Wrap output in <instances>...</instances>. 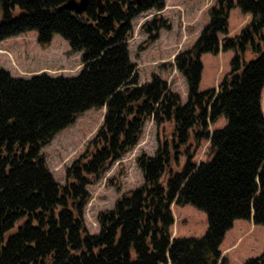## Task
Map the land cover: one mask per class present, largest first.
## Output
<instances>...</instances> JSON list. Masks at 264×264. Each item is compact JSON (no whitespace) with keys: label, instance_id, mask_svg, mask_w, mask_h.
<instances>
[{"label":"trees","instance_id":"16d2710c","mask_svg":"<svg viewBox=\"0 0 264 264\" xmlns=\"http://www.w3.org/2000/svg\"><path fill=\"white\" fill-rule=\"evenodd\" d=\"M64 1L0 0V41L36 29L46 45L60 33L82 59L74 75L24 77L0 67V264H226L220 245L234 220L264 224V0L210 7L209 21L172 62L187 83L185 102L158 73L140 83L130 56L133 19L166 0H103L101 14L97 0L83 13ZM235 7L251 19L229 35ZM169 25L161 16L145 21L147 41ZM229 49L230 69L218 87L201 90L202 54ZM102 106V124L60 183L43 146L80 113ZM220 116L225 123L210 130ZM150 118H173L178 141L137 157L143 182L101 210L99 230L90 231L88 184L138 143ZM191 133L197 146L209 139L205 160H193L191 143L180 149ZM181 153L186 160L173 169ZM173 203L205 210V233L172 236ZM242 264H264V251Z\"/></svg>","mask_w":264,"mask_h":264},{"label":"rangeland","instance_id":"374dc122","mask_svg":"<svg viewBox=\"0 0 264 264\" xmlns=\"http://www.w3.org/2000/svg\"><path fill=\"white\" fill-rule=\"evenodd\" d=\"M216 1L166 0L163 9H150L133 19V31L128 43L140 83L150 80L153 73H158L167 80L171 89L181 94L182 101H186L185 77L172 65V62L179 50L193 44L209 21V9L216 4ZM155 16L165 18L170 25L160 29L158 38L147 41L149 33L142 28V24ZM250 19L251 14L243 12L239 7L231 9L228 34L234 35L239 32ZM219 36L222 38L224 34L220 33ZM229 54L233 55L231 49L219 55L211 52L203 55L206 68L200 81L201 90L218 87L221 78L230 69ZM0 67L8 69L15 76L24 77L41 72L51 75H74L80 71L82 59L81 52L72 50L69 41L60 33H54L51 41L42 45L37 39V30L31 29L0 41ZM261 102L264 112V89ZM105 110L106 106L86 109L73 123L57 132L51 141L43 146L47 164L60 183L66 181V167L84 152L89 140L102 124ZM224 123V116H220L215 122L210 123L209 128L213 130ZM174 128L173 118L161 119L159 122L152 118L148 119L138 143L121 159L114 162L101 178L88 184L91 197L85 207L84 215L90 231L99 230L97 215L101 210L113 207L116 199L123 192L143 182V171L137 162V157L142 153L153 155L165 140H168L169 144L178 141ZM189 144L190 151L194 152V161L199 162L207 158L209 139H202L197 146L191 133L187 143L179 146L182 152ZM178 160L179 163L172 164L173 169L182 168L186 154L181 153ZM167 175L168 173L163 174L162 179ZM172 210L174 214L172 236H201L207 230L208 220L205 210L192 204L176 203L172 204ZM242 220L248 222L249 219L242 218ZM246 228H242L236 235L232 233L227 240L228 244L236 243L227 256L224 254L228 259L226 264H242L248 257L264 251V224L251 223L247 231Z\"/></svg>","mask_w":264,"mask_h":264},{"label":"crops","instance_id":"0c3cea01","mask_svg":"<svg viewBox=\"0 0 264 264\" xmlns=\"http://www.w3.org/2000/svg\"><path fill=\"white\" fill-rule=\"evenodd\" d=\"M230 14H231V11H230ZM230 16V15H229ZM227 51L228 50H225V51H219L218 53H217V55H219V54H223V53H227ZM233 51V50H232ZM206 53V52H205ZM205 53H203L202 54V60H203V55L205 54ZM207 53H209V52H207ZM214 54V53H213ZM232 54V53H231ZM231 54H229V60H230V56H231ZM208 57V56H207ZM232 57V56H231ZM205 68H206V66H205V62H204V60H203V70H202V76H201V81H202V77H203V72H204V70H205ZM244 219V218H243ZM250 222V223H249ZM253 224L254 222L252 221V219H249L248 220V222L246 221V220H242V218H237V219H235L234 220V222H233V225H232V227L230 228V229H228L227 231H226V233H225V236H224V239H223V241L221 242V245H220V247H221V249H222V252H223V254H225L226 256H227V253H229V251H230V249H232L233 247V245L236 243H232V244H228V242H227V240L229 239V237H230V235H232V233H233V235H236V233H238L240 230H242V228H244V227H247L246 228V231L248 230V228H249V226H250V224ZM255 224V223H254ZM256 228V227H255ZM233 231V232H232ZM245 231V232H246ZM238 238V237H237ZM240 238V237H239Z\"/></svg>","mask_w":264,"mask_h":264},{"label":"water","instance_id":"95a60500","mask_svg":"<svg viewBox=\"0 0 264 264\" xmlns=\"http://www.w3.org/2000/svg\"><path fill=\"white\" fill-rule=\"evenodd\" d=\"M135 1L139 2L140 0H135ZM88 2L89 0H65L61 4V6L72 9L78 13H83L86 11ZM97 3H98V11L101 14L104 10V2L103 0H97Z\"/></svg>","mask_w":264,"mask_h":264}]
</instances>
